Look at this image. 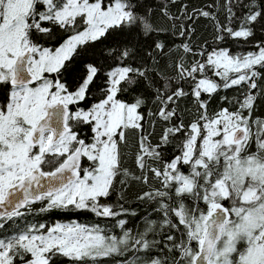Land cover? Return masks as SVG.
<instances>
[{
  "label": "snow or ice",
  "instance_id": "1",
  "mask_svg": "<svg viewBox=\"0 0 264 264\" xmlns=\"http://www.w3.org/2000/svg\"><path fill=\"white\" fill-rule=\"evenodd\" d=\"M233 3L225 2L228 23L216 22V39L247 42L256 25L264 27V0H235L247 9L240 16ZM140 8L137 0H0V87L6 93L0 99V229L40 203L41 212L88 211L114 220L122 232L113 235L99 224L77 222L25 224L0 238V264H55L57 259L69 264H264V118L255 116L264 42L245 54L227 48L201 51L204 59L190 64L185 55L196 53L183 43L178 46L183 55L165 66L176 74L168 75L160 65V57L168 55L166 44L156 39L140 47L142 37L162 31ZM162 11L173 21L181 19L169 15L166 6ZM198 15L215 19L209 11ZM181 29V36L191 34L188 27ZM58 32L66 34L62 42L46 46ZM97 42L107 44L109 58L117 63L99 89L101 98L83 107L99 69L86 65L87 75L74 90L62 81V71L80 49ZM136 57L139 66L126 63ZM137 86L142 91L131 101L120 98ZM245 86L234 110L208 114L215 93ZM148 92L157 107L145 115ZM186 97L197 113L188 125L178 115ZM157 120L163 131L153 144L154 132L145 123L154 128ZM82 126L90 137L81 138L77 129ZM128 130L139 133L138 176L124 167L120 145H128ZM173 141L176 154L165 160L163 149ZM121 176L149 186L137 199L156 204L159 223L145 219L135 234L127 228L121 216L128 210L106 202Z\"/></svg>",
  "mask_w": 264,
  "mask_h": 264
},
{
  "label": "trees",
  "instance_id": "2",
  "mask_svg": "<svg viewBox=\"0 0 264 264\" xmlns=\"http://www.w3.org/2000/svg\"><path fill=\"white\" fill-rule=\"evenodd\" d=\"M137 2L141 5L139 10L141 12L149 13V18L153 25L157 29L162 30L157 35H154L151 39H145L142 37L139 42L140 47L141 49H146L150 47L153 40L156 39L165 43L167 46L165 52H167L168 55L160 57V65L168 75L176 74L174 68H165V66L170 63H175L179 56L183 55L182 51L178 49V46H181L183 43H190L191 47L196 53L195 56L192 54L185 55V63L190 64L194 59H204V57L199 55L201 51L211 52L214 48L217 50L220 48H227L233 54H245L247 52L256 51L257 46L264 42V27H262L260 24L255 26L254 35L250 37L247 42L243 40H233L231 38L217 41L216 22L218 21L220 24L228 23L226 19L227 13L224 7L226 0H175V3H172L171 0H137ZM165 6L169 15L173 17H181V19L176 21L169 19L168 15H165L162 11ZM233 8L237 16H240L247 11L246 8L236 5L235 0L233 3ZM198 10H204L213 13L215 19L205 18L198 15ZM185 11L187 16L183 15V12ZM188 16H192L193 19H188ZM238 24L239 21L237 20L231 26L236 28ZM181 25L191 29V34L181 36ZM65 36L66 34L58 32L51 41L46 43V46H58ZM108 43H111V41ZM169 49H172V51L169 52ZM108 51L109 48L107 44H101L99 42L96 44H89L86 47V50L80 49L79 55H74L73 59L68 63L67 69L62 71V81L70 89L74 90L87 75L86 65L93 64L99 69L97 76L94 78L93 84L90 86V98L87 103L82 104L83 107H88L93 101L99 100L101 98L99 89L106 87L105 82L107 79V72L115 63H117V61L114 59L109 58ZM146 55V52H140V56L146 57ZM126 63H132L136 66H139L140 59L139 57H136L132 61H126ZM151 63L152 62L149 61V64ZM209 75H211V73H209ZM213 79L219 81L218 77H213ZM257 82L259 88L256 90L258 99L256 101L255 116L264 118V94H261L260 91L264 90V78H259ZM185 89H188L187 85H185ZM246 90V86L243 89L233 87L226 90H219L208 102V114H214L223 107L234 110V102L236 98L240 96L242 91ZM140 91H142V86H137L129 93L122 94L120 98L122 100L131 101L133 99V94ZM5 94V90L0 87V99H2ZM151 95V92L145 93V96L149 98L148 103L142 109L145 115H147L149 108L155 111L157 107V105L151 101ZM222 97H227L228 100H223ZM205 98L207 99L206 94ZM228 101H232L233 103H229ZM178 115L184 121L185 125H188L195 120L197 113L195 106L192 103L191 97H186L180 103ZM145 129L149 132H154L152 136V143H158L159 137L163 131V122L157 120L155 122L154 128L145 123ZM77 131L81 138H87L91 136V132L86 126H82L81 128L77 129ZM138 137L139 133L137 131L128 130V145H120V148L124 153V167L130 169L131 172L137 176L140 175V172L139 169L136 168L134 160L135 153L138 151ZM253 150H255V146H253ZM163 151L164 159L170 160L177 151L176 141H173L172 144L165 146ZM83 164L87 166L88 161L84 159ZM184 171L187 172L188 169L185 167ZM120 179H125L126 184L122 186L119 183ZM147 190H149L148 185L136 181L131 176H121L116 179L115 191L106 201L112 204H117L118 202L119 204L123 205L124 209L128 210V213L126 215H122L121 218L125 220L127 228L133 234L143 230L145 219L155 220L157 223H159L161 220L160 214L155 211V208L157 207L155 203L148 201L141 202L137 199V195L139 193ZM121 192L123 193L124 199L118 201V197L120 196ZM40 207V203H37L34 205L33 210L23 219H18L15 223L11 221L7 222L5 227L0 229V238H5L11 234H14L16 229L24 227L25 224L38 225L43 223L47 226H53L57 223L71 222L89 225L99 224V226L105 228L109 234H122L121 229L116 225L114 220L98 218L93 213L88 211L51 210L48 212H41L39 210ZM55 264H69V262L67 260L57 259ZM108 264H115V262L110 260L108 261Z\"/></svg>",
  "mask_w": 264,
  "mask_h": 264
},
{
  "label": "rangeland",
  "instance_id": "3",
  "mask_svg": "<svg viewBox=\"0 0 264 264\" xmlns=\"http://www.w3.org/2000/svg\"><path fill=\"white\" fill-rule=\"evenodd\" d=\"M86 159V158H85ZM89 163V162H88Z\"/></svg>",
  "mask_w": 264,
  "mask_h": 264
}]
</instances>
